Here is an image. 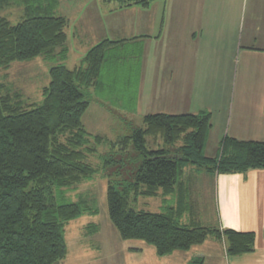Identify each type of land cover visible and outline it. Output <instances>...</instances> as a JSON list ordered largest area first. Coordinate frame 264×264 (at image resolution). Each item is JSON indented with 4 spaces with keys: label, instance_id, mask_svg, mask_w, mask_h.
Instances as JSON below:
<instances>
[{
    "label": "trees",
    "instance_id": "obj_1",
    "mask_svg": "<svg viewBox=\"0 0 264 264\" xmlns=\"http://www.w3.org/2000/svg\"><path fill=\"white\" fill-rule=\"evenodd\" d=\"M60 1L0 0V69L39 58L55 63L41 104L25 102L0 84V264H62L68 255L66 226L97 212L86 200L68 203L64 192L110 167L116 171L107 176L109 217L123 240L144 242L160 258L188 252L208 239L223 244L228 257L253 253L254 233L204 227L193 219L183 178L188 166L213 177L264 170V140L225 137L217 155L207 156L212 128L207 112L147 114L140 127L124 123L132 131L116 140L89 133L83 118L94 98L111 112L119 108L118 118L136 113V47L101 40L69 69L72 19L58 14ZM101 1L128 10L148 9L156 0ZM10 9L20 10L17 24L3 16ZM105 145L111 155L96 168L88 156ZM159 196L166 204L162 213L133 207L141 198ZM186 215L192 222H183ZM97 232L94 226L88 231Z\"/></svg>",
    "mask_w": 264,
    "mask_h": 264
},
{
    "label": "crops",
    "instance_id": "obj_2",
    "mask_svg": "<svg viewBox=\"0 0 264 264\" xmlns=\"http://www.w3.org/2000/svg\"><path fill=\"white\" fill-rule=\"evenodd\" d=\"M90 1L76 15L71 41L83 37L97 45L107 39L136 47V110L145 109L143 116L210 113L206 155L211 157L225 137L264 140V71L257 68L260 63L264 68V23H258L257 30L250 26L245 36L239 31L243 17L258 15L264 21V0L248 1L245 14L242 0H156L148 9L128 10ZM92 4L106 7L96 12L102 15L97 25L89 12ZM101 109V119L112 115ZM212 182L216 226L254 233V252L228 257L223 244L208 239L188 252L159 258V264H189L196 258H203L204 264H264V170L217 174ZM189 219L183 222H192Z\"/></svg>",
    "mask_w": 264,
    "mask_h": 264
},
{
    "label": "rangeland",
    "instance_id": "obj_3",
    "mask_svg": "<svg viewBox=\"0 0 264 264\" xmlns=\"http://www.w3.org/2000/svg\"><path fill=\"white\" fill-rule=\"evenodd\" d=\"M248 1L251 0H242L244 4L242 11L244 14ZM60 2L58 14L72 19L68 28V34L72 39L76 27V15L82 9V6L87 4L88 0H61ZM89 2L91 3L92 1L89 0ZM105 8H96L92 4L89 12L94 13L93 24H100L97 18L102 15L96 12L101 13ZM3 16L8 17L12 23L17 24L21 13L19 9H10L5 11ZM258 23H264L258 15L255 17H243L240 21L239 31L245 36L249 33L248 28L250 26L252 28L255 27V30H257ZM81 40H84L83 37L79 39V42ZM79 42L74 38V43L71 41L69 45L70 55L68 61L65 63L69 69H73L80 63L82 53L88 52L91 47L96 45L93 44V41L86 43V40H84L82 44ZM74 52H79V54ZM74 58L76 59L74 60ZM54 65L55 63L46 62L42 58L28 63H15L8 69H0V84H3L8 89L9 94H19L21 100L25 102L41 104L43 102L42 90L49 84V69ZM257 68L264 71L261 63ZM101 108L99 99L94 98L83 118V122L89 133L102 135L111 140H116V136L131 133L132 130L128 132L127 126L125 128L123 127L124 123H128L129 129L131 127H140L144 117L142 113L146 111L143 109L136 111L133 117H126V115L118 118L120 113H117V110L119 108H115L112 111L111 118L106 115L105 118L101 119L99 113L102 110ZM173 150L171 148V151ZM208 153L209 155H213V149L208 150ZM109 155H111L109 147L107 145L100 146L97 148L96 153L88 156L87 161L94 167L101 168L103 159ZM196 169L194 166L186 167L183 178L189 184L188 202L191 203V206L195 210V218L193 219H196L204 227H213L216 226L215 221L217 217L216 190L212 182L214 177ZM115 171L116 169L112 167L106 171L101 169L91 180L85 181L77 189L72 191L66 190L64 192L65 199L68 203L86 200L89 205L95 207L94 210L97 212L96 214L93 211L86 212L82 217L71 221L66 226L68 255L62 264H151L152 261L159 264L158 260H160V257L157 256L155 248L141 241L123 240L110 220L107 197V176L113 174ZM191 173L192 176L190 175ZM203 174H206V176ZM172 199L170 204H175L174 198ZM163 200L162 196L157 198H141L133 207L138 211L162 213L166 206ZM185 219L190 220L189 215H186L184 217ZM92 226L98 228L96 234L88 233Z\"/></svg>",
    "mask_w": 264,
    "mask_h": 264
}]
</instances>
